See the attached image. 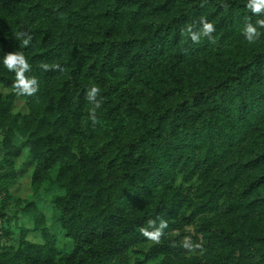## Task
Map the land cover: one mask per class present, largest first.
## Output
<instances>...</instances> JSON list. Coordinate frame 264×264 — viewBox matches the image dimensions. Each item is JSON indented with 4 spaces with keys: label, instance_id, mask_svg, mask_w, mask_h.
I'll return each instance as SVG.
<instances>
[{
    "label": "trees",
    "instance_id": "1",
    "mask_svg": "<svg viewBox=\"0 0 264 264\" xmlns=\"http://www.w3.org/2000/svg\"><path fill=\"white\" fill-rule=\"evenodd\" d=\"M249 3L0 0V61L23 54L38 82L18 94L0 63V264H264V8ZM201 19L215 31L194 43ZM22 156L30 201L9 193Z\"/></svg>",
    "mask_w": 264,
    "mask_h": 264
},
{
    "label": "clouds",
    "instance_id": "2",
    "mask_svg": "<svg viewBox=\"0 0 264 264\" xmlns=\"http://www.w3.org/2000/svg\"><path fill=\"white\" fill-rule=\"evenodd\" d=\"M253 12H260L262 8H264V0H250L248 5ZM260 27H264V20L258 21ZM215 31V27L213 23L207 21L206 19H201L200 27L193 31L191 27H189V37L192 42L198 43L202 37L211 38V34ZM20 35V34H18ZM243 35L246 40L252 41L256 36L259 35L257 27L252 24H247L243 29ZM31 37H25L23 39V44L28 45ZM0 63L3 66L15 73V84L14 87L18 94H26L32 95L36 93L38 89V82L35 77H26L25 73L30 72L31 68L27 61V59L23 56V54L17 53H9L6 54ZM101 89L97 87L95 84L91 85L86 90V99L92 104L93 108L89 112V120L95 124L97 123V116L95 110L100 107V100L97 99L100 94ZM148 227L152 230L149 231L147 228H142L141 231L143 235L150 240L158 241L161 235L163 234V230L167 227V223L164 220H160L158 226L156 225L155 220H148Z\"/></svg>",
    "mask_w": 264,
    "mask_h": 264
},
{
    "label": "rangeland",
    "instance_id": "3",
    "mask_svg": "<svg viewBox=\"0 0 264 264\" xmlns=\"http://www.w3.org/2000/svg\"><path fill=\"white\" fill-rule=\"evenodd\" d=\"M9 93V90L0 86V94L2 97H5ZM13 112L26 113L25 103L23 99L18 98L13 106ZM25 162V157L22 156L18 160H16L15 166L18 171H20V175L17 178L16 184L9 188V193L15 199H19L21 201H30L32 200V191L30 187V172L31 165L23 166ZM24 167V171L21 169ZM181 182V178L178 177L177 183ZM17 205V204H16ZM22 204H20L21 206ZM58 246H62L65 244H69L70 241L65 239L63 236L58 238Z\"/></svg>",
    "mask_w": 264,
    "mask_h": 264
}]
</instances>
